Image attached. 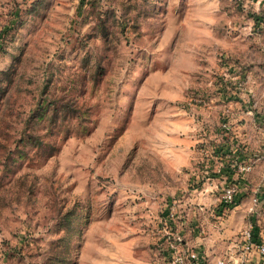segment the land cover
<instances>
[{"label":"rangeland","instance_id":"1","mask_svg":"<svg viewBox=\"0 0 264 264\" xmlns=\"http://www.w3.org/2000/svg\"><path fill=\"white\" fill-rule=\"evenodd\" d=\"M217 146L255 161L220 224ZM262 155L264 0H0V264H169L167 232L213 264Z\"/></svg>","mask_w":264,"mask_h":264},{"label":"built area","instance_id":"2","mask_svg":"<svg viewBox=\"0 0 264 264\" xmlns=\"http://www.w3.org/2000/svg\"><path fill=\"white\" fill-rule=\"evenodd\" d=\"M224 131H229V126L224 122L221 126ZM211 151L215 156L220 152L225 153L224 150L218 151V148L213 147ZM243 151L246 152V148L243 147ZM218 157V156H216ZM258 158H264V155ZM254 160L235 161L231 166L235 170L237 175H241L237 183L224 182L217 202V212L212 214L213 218L219 220V224L227 217V213L231 210L235 204H237L242 193H239L240 183L244 174H249L254 167ZM220 170L217 171L219 173ZM207 180V179H206ZM251 200L247 210V214L250 217L249 228H246L242 232L241 242H234L229 248L230 254L225 258H217L213 264H248L251 259L257 258L264 260V230L262 231L258 224L261 220H264V190L261 187L254 188L251 193ZM202 211L200 207L198 211ZM164 225L165 230H169L176 224V212L173 206L169 207L165 212ZM171 236V240L168 241V260L169 264H209L208 255L203 252L199 247H190L188 243L183 239V235L180 232L175 234L168 233ZM236 250L240 252L239 255H235ZM237 252V253H238Z\"/></svg>","mask_w":264,"mask_h":264},{"label":"trees","instance_id":"3","mask_svg":"<svg viewBox=\"0 0 264 264\" xmlns=\"http://www.w3.org/2000/svg\"><path fill=\"white\" fill-rule=\"evenodd\" d=\"M227 87H228V84H225V85H221V89L223 90H225V89H227ZM47 107L48 106H46V107H44L45 109H43V111L42 112H40V113H38V114H36V116L34 117V120H33V122H40L43 118H44V116H45V112L46 111H48V109H47ZM221 134H229V131H222L221 132ZM37 140H38V137L37 136H33V135H30L29 137H28V142H31L33 145H35L36 147H38V146H40V145H42V143L39 141V142H37ZM216 148H218V151H222V150H224L225 151V153H223V154H221L220 152L216 155V156H219V154L221 155V157H219L220 159H222V157H227V161H225V165H224V167H223V169L221 168V170L222 171H225V174L227 175L229 172H230V178H227L226 179V182H231V183H237V180H233L232 179V177H233V175H234V173H236L235 172V170L232 168V164L235 162V161H238V160H242V158L243 159H245L246 160V158L248 157L247 156V154H243V153H246V152H244L243 151V146H238V148L236 147V151H234V150H232L231 148L229 149V147L227 146V147H225V146H223V147H216ZM222 155H225V156H222ZM220 170V171H221ZM219 171V172H220ZM242 197H243V195H242ZM242 197H240L239 198V200H241L242 199ZM238 200V201H239ZM238 203V202H237ZM236 205V204H235Z\"/></svg>","mask_w":264,"mask_h":264},{"label":"crops","instance_id":"4","mask_svg":"<svg viewBox=\"0 0 264 264\" xmlns=\"http://www.w3.org/2000/svg\"><path fill=\"white\" fill-rule=\"evenodd\" d=\"M199 243H201V242H199ZM210 247V246H209Z\"/></svg>","mask_w":264,"mask_h":264}]
</instances>
